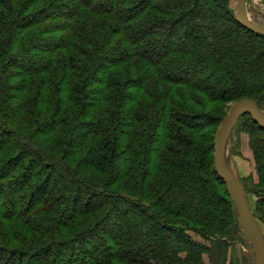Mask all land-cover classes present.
Returning <instances> with one entry per match:
<instances>
[{
    "label": "trees",
    "instance_id": "16d2710c",
    "mask_svg": "<svg viewBox=\"0 0 264 264\" xmlns=\"http://www.w3.org/2000/svg\"><path fill=\"white\" fill-rule=\"evenodd\" d=\"M241 99L264 107V38L229 0H0V264H204L190 233L237 220L211 106Z\"/></svg>",
    "mask_w": 264,
    "mask_h": 264
},
{
    "label": "rangeland",
    "instance_id": "374dc122",
    "mask_svg": "<svg viewBox=\"0 0 264 264\" xmlns=\"http://www.w3.org/2000/svg\"><path fill=\"white\" fill-rule=\"evenodd\" d=\"M229 2L232 8L233 0H229ZM249 16L251 19L264 24V1L254 5V9H250ZM229 105H227L226 109H223L220 104L212 105L211 107L215 106L216 109H213L216 110L215 114L221 115L227 113ZM259 109L264 113V107L260 106ZM245 120V118L239 117L236 124L238 126L236 127L235 125L232 129L226 144L224 159L227 167L235 175L242 178L241 181L246 186V198L250 211L258 216L264 213V207L257 208L259 199L255 193L259 189L258 175L253 152L250 148V127L247 124L241 125ZM79 157H82L81 154L76 158L78 159ZM262 192L264 193V189ZM262 209L263 213H258ZM260 227L264 235V226L260 224ZM190 235L194 240L203 243L208 248L207 253L202 256L204 264H253L254 256L250 255L251 244L245 241L237 220L231 226L229 236L224 239L213 238L204 242L193 233H190ZM248 255L251 257H248ZM250 259L252 260L250 261Z\"/></svg>",
    "mask_w": 264,
    "mask_h": 264
},
{
    "label": "water",
    "instance_id": "95a60500",
    "mask_svg": "<svg viewBox=\"0 0 264 264\" xmlns=\"http://www.w3.org/2000/svg\"><path fill=\"white\" fill-rule=\"evenodd\" d=\"M233 15L238 24L255 35L264 38V26L254 22L247 12V0H233ZM247 115L259 128L264 129V113L258 105L249 99L231 103L227 113L221 119L213 140V166L217 176L223 181L236 211V217L242 229L245 241L251 244L250 252L254 256L253 264H264V235L260 224L250 211L242 182L225 164V148L232 129L239 117Z\"/></svg>",
    "mask_w": 264,
    "mask_h": 264
},
{
    "label": "crops",
    "instance_id": "0c3cea01",
    "mask_svg": "<svg viewBox=\"0 0 264 264\" xmlns=\"http://www.w3.org/2000/svg\"><path fill=\"white\" fill-rule=\"evenodd\" d=\"M262 1H264V0H247V12H248V15H249V12H250V9L251 8H253L254 9V5H257V3L258 2H262ZM250 17V16H249ZM254 22H256V23H258V24H260V25H262V26H264V24H262V23H259V22H257L256 20H254V19H252ZM235 174V173H234ZM240 181L242 180V178H240V177H238L237 175H235ZM242 182V181H241ZM243 184V187H244V190H245V193H246V186L244 185V183H242ZM251 255V254H250ZM248 257H251V256H249L248 255ZM252 259H250V261H251Z\"/></svg>",
    "mask_w": 264,
    "mask_h": 264
}]
</instances>
